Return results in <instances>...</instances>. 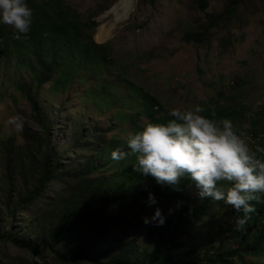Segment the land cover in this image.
Returning a JSON list of instances; mask_svg holds the SVG:
<instances>
[{
    "label": "trees",
    "instance_id": "trees-1",
    "mask_svg": "<svg viewBox=\"0 0 264 264\" xmlns=\"http://www.w3.org/2000/svg\"><path fill=\"white\" fill-rule=\"evenodd\" d=\"M197 2L206 9L207 0ZM243 2L229 0L222 14L208 16L201 30L185 31L182 39L203 41L220 20L231 19ZM0 6V45L32 54L43 70L36 84L30 83L24 91L30 101L34 86L48 81L52 60L63 63L77 56L97 64L109 58L105 45L97 44L86 31L96 20H82L65 0H0ZM142 96L152 144L148 152L143 150L142 127L136 120L140 114L126 119L132 125L126 139L105 140L101 138L104 129L97 133V142H107L102 148L103 144L89 150L84 137L54 155L41 149L45 136H31L23 146L12 138L0 140V247L10 244L31 257H9L0 264H249L246 258L257 254L264 264V155L251 200H239L231 212L235 225L220 223L234 238L233 246L221 242L210 250L204 245L206 228L198 230L192 224L206 204L188 203L181 197L179 183L198 165L193 138L202 137L208 127L220 129L215 118L234 120L244 107L231 109L229 101L223 105L216 100L213 108L204 103L185 115L164 111L149 92ZM234 131L242 134L239 122ZM23 134H28L27 129ZM186 143L190 149H183ZM259 144L255 159L264 153V139ZM123 147L125 154L120 151ZM101 151L107 155L98 162L94 157ZM109 162L119 164L113 178L105 175ZM173 202L178 208L170 213ZM25 219L28 223L23 226ZM144 228L148 238L158 240L152 249L139 242ZM131 232L135 235L129 238Z\"/></svg>",
    "mask_w": 264,
    "mask_h": 264
},
{
    "label": "rangeland",
    "instance_id": "rangeland-1",
    "mask_svg": "<svg viewBox=\"0 0 264 264\" xmlns=\"http://www.w3.org/2000/svg\"><path fill=\"white\" fill-rule=\"evenodd\" d=\"M65 1L82 20H96L93 28L86 31L97 44L105 45L109 58L97 64L76 57L56 63L48 81L34 86L30 101L24 91L30 83L36 84L42 68L26 51L0 45V140L12 138L16 145L23 146L26 139L31 141V136H45L41 149L60 155L86 137L91 150L103 144L101 140L97 142V133H102V129L105 135L101 138L105 140L126 139L132 131L126 119L140 114L136 120L142 127L143 150L148 152L152 144L148 141L149 125L141 102L144 92L154 96L164 111L185 115L204 103L213 108L216 100L223 105L229 101L228 108L244 107L242 113L234 120L215 118L222 127L209 130L205 141L197 139L199 154L208 163L192 174L188 185L184 184L181 197L188 203L201 202L205 182L217 181V172L209 162L221 158L217 140L222 138L223 142L225 132H232L237 122L242 129V145L238 151L228 153L225 165L239 162L234 175L245 186H254L256 171L263 161V157L255 161L252 156L264 139V0H244L231 19L220 20L198 43L183 40V33L201 30L208 16L224 12L229 0H207L204 10L197 0H134L132 12L122 21L110 10L117 0ZM9 28L15 30L14 26ZM110 125L113 129L107 130ZM209 128L213 129H206ZM24 129L27 135L23 134ZM104 146L107 142L101 148ZM120 151L125 154L124 147ZM106 155L101 151L94 159L104 161ZM107 166L105 175L113 178L111 174L119 171V164L109 162ZM241 198L245 199V195ZM234 205L235 201L225 200L224 191L218 189L207 214L192 224L198 230L206 228L204 245L208 249L215 250L221 242L224 246L234 245L230 231L220 227L222 221L235 225L236 220L231 219ZM177 208L175 202L171 203L170 213ZM26 223L28 219L23 226ZM132 235L135 233L128 237ZM139 242L150 249L158 244L156 238L147 237L145 228L140 231ZM9 257L31 259L10 244L0 247V261L7 262ZM245 261L260 264L263 260L257 254Z\"/></svg>",
    "mask_w": 264,
    "mask_h": 264
},
{
    "label": "clouds",
    "instance_id": "clouds-1",
    "mask_svg": "<svg viewBox=\"0 0 264 264\" xmlns=\"http://www.w3.org/2000/svg\"><path fill=\"white\" fill-rule=\"evenodd\" d=\"M39 53V56H43L44 53H41V52H38ZM32 56V54H31ZM77 59H79L77 56H76ZM57 63L56 60H52L51 61V66H52V73L55 72V69H54V66L55 64ZM209 130H213V131H218L219 129L215 130V129H205L203 130L202 132V137L198 136L196 138H193L195 139V147L193 148V153L195 155V158L196 160L198 161V165L196 167L193 168L196 169V171H198L199 169H201L205 163H208L207 160L204 159V157L199 154V151H198V148H197V139H202L203 141L207 140V136L208 135V131ZM242 134H239L237 131H234L232 130V132H225V135H224V138H223V142H222V138H220V140H217L218 144V148H221V150L219 151V154L221 155V158L217 157L215 160H213L211 163L209 162V164H211V167L213 170H216V174H217V181H210V182H205L206 183V192L205 194H201L203 197H202V201H198V202H195L197 204L199 203H202V204H206V207H205V211L201 212L198 214V216L195 217L194 219V223L196 222V219L200 216H202L203 214H207L209 208H210V203L213 201L214 197H215V194L217 192L218 189H222L225 193V200H228V199H232L235 201V205L234 207L236 206L237 202L240 200L242 201L243 203L245 201H248L247 199L251 200V197H250V192H252V190L254 189L255 187V182H254V186H245V183H241L240 181H238L239 177H237L238 175H234V172L236 170H238L239 168H236V165L239 163V162H236L234 163L232 166L230 167H227L225 165V162L227 161L226 160V157H229V154L228 153H234V151H238V149L240 148V146L242 145V142H239L240 139H242ZM188 137L184 138V139H187ZM191 141L189 139V145H190ZM189 145H187V143L183 146V149H187L189 147ZM190 149V147H189ZM263 157V155H262ZM252 158L257 161L258 159H255V156L253 154ZM204 159L205 162H201V160ZM217 163V164H215ZM219 164V166H221L222 168H219V166L217 167V165ZM217 168V169H215ZM228 170V172L225 171ZM192 170V171H193ZM196 171H194L193 173H195ZM191 177H192V174L190 173V177H188L187 179H181L179 180L180 184H181V187L184 186V184L188 185V183L191 181ZM257 178H258V175H257ZM257 178L255 180H257ZM242 194L245 195V199H242L241 196ZM241 202V204H242ZM234 207H233V210H234ZM205 212V213H204ZM232 217V216H231ZM220 223H225L224 221L220 222Z\"/></svg>",
    "mask_w": 264,
    "mask_h": 264
},
{
    "label": "bare ground",
    "instance_id": "bare-ground-1",
    "mask_svg": "<svg viewBox=\"0 0 264 264\" xmlns=\"http://www.w3.org/2000/svg\"><path fill=\"white\" fill-rule=\"evenodd\" d=\"M133 4H134V0H117L114 4H112L110 10L114 13L115 17L118 20L122 21L128 18V16L132 12ZM98 29L101 30L102 28L99 27ZM102 33L104 34L105 31H102Z\"/></svg>",
    "mask_w": 264,
    "mask_h": 264
}]
</instances>
